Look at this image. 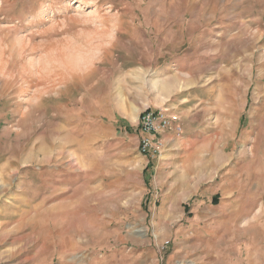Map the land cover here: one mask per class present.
Here are the masks:
<instances>
[{"label": "rangeland", "instance_id": "1", "mask_svg": "<svg viewBox=\"0 0 264 264\" xmlns=\"http://www.w3.org/2000/svg\"><path fill=\"white\" fill-rule=\"evenodd\" d=\"M0 264H264V0H0Z\"/></svg>", "mask_w": 264, "mask_h": 264}, {"label": "built area", "instance_id": "2", "mask_svg": "<svg viewBox=\"0 0 264 264\" xmlns=\"http://www.w3.org/2000/svg\"><path fill=\"white\" fill-rule=\"evenodd\" d=\"M138 125L142 133L138 143L139 154L153 159L160 158L163 153L165 133L182 134L179 116L167 107L146 108L139 116Z\"/></svg>", "mask_w": 264, "mask_h": 264}, {"label": "crops", "instance_id": "3", "mask_svg": "<svg viewBox=\"0 0 264 264\" xmlns=\"http://www.w3.org/2000/svg\"><path fill=\"white\" fill-rule=\"evenodd\" d=\"M153 109H156V108H153ZM138 121H139V117H138ZM181 121V120H180ZM181 125H182V123H181ZM129 131V130H128ZM166 134H169V133H165L164 135H163V140H164V144H166ZM138 135H139V138H138V143H139V140H140V138L142 137V133H141V130H140V128H139V126H138ZM175 136H180V135H176V134H174ZM139 152V151H138ZM144 160H145V162H146V164H149L151 161H153V160H155V159H153V158H150V157H148V156H142L141 154H139ZM159 159V158H158ZM152 163V162H151ZM146 169H148V166L146 167ZM146 169H145V171H146ZM217 199V197L216 196H214L213 198H212V203H216L215 202V200Z\"/></svg>", "mask_w": 264, "mask_h": 264}]
</instances>
